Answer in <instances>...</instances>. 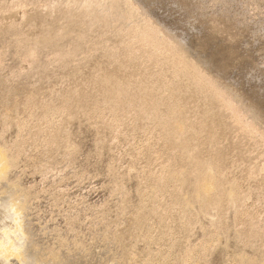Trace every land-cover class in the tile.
I'll list each match as a JSON object with an SVG mask.
<instances>
[{
	"label": "rangeland",
	"instance_id": "obj_1",
	"mask_svg": "<svg viewBox=\"0 0 264 264\" xmlns=\"http://www.w3.org/2000/svg\"><path fill=\"white\" fill-rule=\"evenodd\" d=\"M121 1L131 9L129 17L122 18L110 0H0V122L3 114L11 120L3 133L0 129V148L11 157L13 149L6 145L21 144L18 164L0 180V211L8 195L17 194L27 233L23 260L8 257L5 264H264V142L260 139L264 131V0ZM19 10L26 15L9 21L8 14ZM145 18L188 63L224 90L238 105L244 124L252 122L259 129L243 132L227 110L205 121L213 128L217 146L223 147L220 163L221 170H226L222 178L237 180L242 194L238 205L245 211L236 219L231 210H223V215L227 213L223 227L200 218L196 227L186 229L178 209L163 218L144 213L139 217L144 223L137 220L138 190L147 197L152 178L164 177L166 148L152 123L140 129L129 115L123 125L106 126L110 110L89 80L97 69L121 78L141 72L143 81H150L144 69L166 73L167 67L145 62V51L139 48L138 33ZM59 30L62 35L55 37ZM127 34L131 39L125 42ZM42 38L52 39L39 45ZM30 53H34L32 63ZM125 56L142 64L131 73L118 65ZM76 88L96 95L100 118L77 114L69 120L66 112H50L61 107L62 96ZM199 96L178 92L183 113L195 121L209 107ZM65 122L58 141L48 143L47 132ZM210 129L207 135H198L204 140L199 153L207 158L213 153V146L209 144L212 150L207 146ZM69 131L77 145L75 153L65 144ZM95 136L106 141L101 148ZM104 167L111 168V174ZM14 182L16 189L9 187ZM113 182L118 188L111 189ZM158 200L166 206L170 197ZM147 202L146 207L152 205ZM251 223L258 239L246 245ZM59 238L65 240L63 245ZM202 243L209 248L202 250ZM49 250L60 255V262L51 259Z\"/></svg>",
	"mask_w": 264,
	"mask_h": 264
},
{
	"label": "bare ground",
	"instance_id": "obj_2",
	"mask_svg": "<svg viewBox=\"0 0 264 264\" xmlns=\"http://www.w3.org/2000/svg\"><path fill=\"white\" fill-rule=\"evenodd\" d=\"M110 5L112 9H117L122 12V18L129 17L128 14L131 13V9L126 3L122 2L121 0H110ZM26 13L27 12H25L24 10H19L18 12L12 11L8 14V19L9 21H17L20 17L25 16ZM39 25L40 24H38L36 27H38ZM158 33L159 32L157 30L156 25L149 18H145L141 30L138 33L139 48L142 49L141 52L145 51V59H144L145 62H149L151 65L155 67L157 66L167 67L166 73H153L149 69L147 71L146 69H144L145 74L150 77V81L147 80L143 81V77H141L142 75L141 72H140L141 75L131 74L126 78H121L118 77L115 73H105L101 69H97L96 72L94 73L95 76L94 77L92 76L89 82L90 84L94 85L95 88L97 89V90L94 89L96 90V95L97 94L103 95L104 104L110 110L111 121L110 122L107 121L109 122V124H107L106 126L109 125V128H113L115 126L117 127L123 125L125 117L129 115L132 117L133 120L132 123L134 124V126L140 129L145 128L143 127L144 125H147L148 123H152L155 127L159 129V139L162 141L163 146H165L164 148H166L164 158L166 156L167 161L163 165V169H165L164 177L156 176L155 178L154 177L152 178L153 183H151L150 185V190L147 189L149 191V194H147V197L144 195L146 199L145 197L143 198L142 196L143 194H141L142 191L139 192L138 190L137 195L140 196L139 197L140 200H138L139 198L137 199L139 203L136 200L138 205H137V209L135 208L137 220L144 213H150V214L153 213L156 215L159 214L160 216L159 218H163L166 215H168V212L173 211V209L174 210L178 209L181 215V220H183L182 223L186 229H190V225L192 224L194 225L197 224L196 222L200 218H207L209 221L218 222L223 227V222H224L223 216L225 215V214L223 215L224 212L223 210L225 209L226 210L228 209L229 211L231 210L232 216L236 219L240 218L245 213V211L243 212L240 209V204L238 205L242 194L240 193L241 191H239L238 182H236L237 180L234 181L228 179L229 181H225L222 178L223 170H221V168L223 167H221L220 159L222 154H224L222 151L223 147H220L219 145H218L219 147L217 146L216 144L217 141H215L216 139L215 136L213 135L214 132H212L213 128L211 126L208 127L207 124H205V121L208 122L206 119L210 118L211 116H215L216 112H222L223 110H227L232 115L233 119L236 121L237 127L243 132H247L248 134H251L258 132L259 129L252 122L250 124H244L243 120L241 119V116L238 113L239 110L238 105L234 104L231 101V99L226 95L224 90L219 86H217L212 79L206 76L203 73V71L200 70V68L188 63L177 51L175 44L167 43L163 39V36H159ZM60 35H62L61 30H59V32L56 34L55 37H59ZM49 39L52 38H47V39L42 38L39 45L45 43ZM130 39L131 36L127 34L125 36L124 41L128 42ZM33 57H34V53H30L29 54L30 63H32L30 58ZM134 61L135 60L133 59V57L125 56L124 59L118 63V65L124 69L129 68L131 71V69H133L135 65L142 64L136 61H135L136 64H134ZM131 73L133 72L131 71ZM183 79L185 80V82H182ZM85 82L88 85V81ZM77 88L72 89L71 91L63 95L62 96L63 105L61 107H53V109H50V112L52 111L66 112L69 115V120L76 119L77 114H81L83 116L89 117V119L91 117L94 118V116L95 118L96 117L100 118V116H102V113L97 103L96 95L90 96L89 93L85 91L77 90ZM179 91L180 92L191 91L192 93L198 94L200 95L199 97L205 99L203 101L209 102L208 103L209 107L204 108L202 115L196 121L192 120L190 115H186L183 113L182 105H181L182 102L178 97ZM69 120H67V122ZM67 122H65L63 126L54 128L50 130L49 133L47 132L45 137L46 141L50 144H55L59 139L61 129L67 125ZM75 123L76 122H74L73 124ZM10 125H11V120L9 115L3 114L0 122L1 133H3V126L7 127ZM210 127L212 129H210ZM80 129L82 130V128ZM208 129H210L211 131L210 132L208 131L209 136H207L208 138L206 137L208 143L207 146H209V144L213 146V153L208 158H207L208 155L204 156L203 154L202 156H204L205 157L204 158L201 156L200 154L201 152L199 153L202 144L201 142L204 140H201L200 138L202 136L199 138L198 135L200 133L202 134V132H206ZM72 130L71 132H73ZM92 132H94V130ZM96 134L100 135L101 133H96ZM261 134L262 137H260V139L261 141L264 142V131H261ZM71 136L72 135L69 131L68 136L65 139V144H68V146L71 148V151L75 153L77 149V145L72 141ZM102 140L103 139H101L100 137L96 138V142L97 143L99 142L100 148H101V144L106 143V141L102 143ZM6 147H11L13 149V154L11 157H9L5 153V150L3 148H0V180L2 181L3 179H5L7 175V169L14 167L16 164H18L17 157L19 152L21 151V144L16 141L7 144ZM209 148L210 150H212L211 146H209ZM201 149L203 150L204 146ZM99 151H102V149H100ZM97 153L98 151H96V154ZM100 153L99 155H101ZM105 164L107 165V163ZM105 169H108V171L106 170V172L108 173L110 172L109 174H111L112 172L111 168H105ZM151 176L152 175H150V177ZM115 182H113L114 188L112 187L111 189L118 188V184H115ZM110 183H108V185ZM17 184L18 183L16 182L11 183L9 184L10 185L9 187H11L12 189L13 188L16 189ZM147 186H149V184H147ZM134 190L133 193L135 194L136 192H134ZM12 193L13 191L8 195V198H6L8 200H5L4 203L2 202L4 205L1 207H3L4 209L0 211V213L2 214V217L0 218V222H1L0 223V264H5L6 261H9L8 257H11L12 258L11 260L13 261L14 260L22 261L27 251L26 249H24V246H26L27 233L23 226L24 225L23 219H21V215H22L21 212L23 208L22 205L19 203V201L15 199L17 194L11 196ZM23 194L25 196H28V193L26 192H24ZM167 194L170 197V202L166 206H162L161 202L158 199L160 197H164V195L166 196ZM147 199H149L150 202L152 201L151 202L152 205H149V207H146L147 206L146 204L148 203L147 201H149ZM165 200L167 199L165 198ZM159 209L161 211H159ZM87 214L89 215L88 218H91L90 217L91 214L90 213ZM79 215L80 214H78L77 216ZM226 215L224 218L227 217ZM85 216L86 215L84 214V217ZM68 219L70 220L71 218ZM95 220L96 217L93 223H95ZM91 221L89 223L90 225L92 224ZM98 221L100 220L98 219ZM143 221L144 220H142V222ZM97 223L98 222H96V224ZM252 223L249 224V231H248L249 234L247 236L246 245H251L252 240H254L255 238L258 239L256 231L252 227ZM227 226L230 225L228 224ZM227 226L225 227L224 225L225 228H227ZM110 228L111 227L107 226L105 229H110ZM199 231L198 232L196 231L195 233H199ZM79 240L82 239L80 238ZM58 241L61 243V245L65 243V240H63L62 238H59ZM77 243L80 242L78 241L76 242V244ZM207 244L202 243L201 249L202 250L208 249L209 245ZM56 253H57L56 251L54 252L52 250H49L48 255H51V259L53 261L60 262L61 259L59 258L60 255L58 254L59 255L58 256Z\"/></svg>",
	"mask_w": 264,
	"mask_h": 264
}]
</instances>
